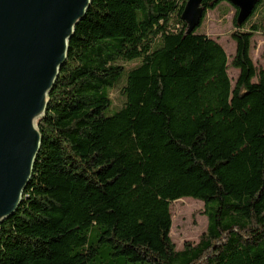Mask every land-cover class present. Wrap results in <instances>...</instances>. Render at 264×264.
<instances>
[{
    "label": "trees",
    "instance_id": "1",
    "mask_svg": "<svg viewBox=\"0 0 264 264\" xmlns=\"http://www.w3.org/2000/svg\"><path fill=\"white\" fill-rule=\"evenodd\" d=\"M223 1L203 0L197 27ZM185 3L90 1L22 201L0 223V264H264V67L250 57L264 1L247 31L235 10L233 87L222 46L187 32ZM183 197L203 202L207 227L177 250L170 203Z\"/></svg>",
    "mask_w": 264,
    "mask_h": 264
},
{
    "label": "water",
    "instance_id": "2",
    "mask_svg": "<svg viewBox=\"0 0 264 264\" xmlns=\"http://www.w3.org/2000/svg\"><path fill=\"white\" fill-rule=\"evenodd\" d=\"M91 0H0V223L22 201L32 175L43 117L68 41ZM203 0H186L181 19L191 33ZM242 25L259 0H228Z\"/></svg>",
    "mask_w": 264,
    "mask_h": 264
},
{
    "label": "rangeland",
    "instance_id": "3",
    "mask_svg": "<svg viewBox=\"0 0 264 264\" xmlns=\"http://www.w3.org/2000/svg\"><path fill=\"white\" fill-rule=\"evenodd\" d=\"M234 15L235 7L230 2L223 1L216 8L207 10L201 25L196 28V33H202L214 39L224 49L228 58L227 73L232 87L238 76V70L231 65L236 49L235 41L231 36L236 29L233 24ZM247 20L242 24L241 30L247 31L249 29L251 20ZM250 57L257 70L264 67V34L261 32L254 33L251 38ZM119 64H123L128 71L139 64V60L119 62ZM123 79L110 89L109 95L112 99L113 108L107 114L115 112L124 102V97L120 91L125 81V75ZM256 80L255 78L253 81L256 82ZM170 213L171 228L169 235L177 250L182 248L185 241L197 242L199 236L205 232L207 216L201 200L191 197L174 200L170 203Z\"/></svg>",
    "mask_w": 264,
    "mask_h": 264
},
{
    "label": "flooded vegetation",
    "instance_id": "4",
    "mask_svg": "<svg viewBox=\"0 0 264 264\" xmlns=\"http://www.w3.org/2000/svg\"><path fill=\"white\" fill-rule=\"evenodd\" d=\"M258 4V3H257ZM257 6V5H256ZM237 11V9H235Z\"/></svg>",
    "mask_w": 264,
    "mask_h": 264
}]
</instances>
